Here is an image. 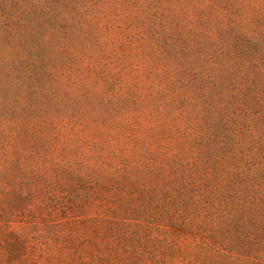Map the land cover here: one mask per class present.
I'll list each match as a JSON object with an SVG mask.
<instances>
[{"label": "trees", "instance_id": "1", "mask_svg": "<svg viewBox=\"0 0 264 264\" xmlns=\"http://www.w3.org/2000/svg\"><path fill=\"white\" fill-rule=\"evenodd\" d=\"M221 1L224 4L219 8ZM235 3L236 0H0V10L11 11L0 18V84L4 85L0 106L2 101L13 100L17 111L27 113L24 117L39 119L54 109L66 120L82 116L101 121L108 135L102 139V134L91 131V146L69 155L79 168L87 164L82 169L85 180L95 184L120 181V189L125 192L142 188L143 194L137 197L139 204L122 198L117 203L121 206L117 208L116 221L128 229L193 231L191 220L177 226L171 217L161 219L140 210L152 199V191L159 186L155 183L177 185L171 189L180 193L176 191L170 198L177 202L176 208L179 201H186L181 193L184 186L193 181L207 183L211 177L201 180L202 172L196 171V163L185 159L205 154L209 159L201 166L213 168L216 162L236 158V137L253 117L251 113L264 111V7L259 17L253 7L245 12ZM53 13L66 24L64 31ZM22 19L28 24L20 22ZM78 27L82 31L79 34ZM111 33H116V38ZM69 34L79 44L75 47L77 57L90 59L87 73L99 75L97 86L91 85L89 76L71 82L76 92H71L73 88L61 90L60 74H54L52 68L61 51H65L60 54L62 61L64 56L69 59ZM81 39L86 43L80 44ZM103 57L114 68L134 64L137 74L118 73L112 78L103 68ZM255 69L262 74H249ZM13 74L23 85L20 91L11 88V81L7 83ZM37 100H44L48 106L40 114L30 106ZM59 103L65 107L56 108ZM76 103L78 109L74 110ZM21 120L25 121L18 119ZM6 145L0 138V153ZM86 152L87 160L80 161ZM190 169L189 176L168 182L171 172ZM10 170H16V164L9 159L0 166V173ZM147 190L151 192L144 196ZM227 190L220 186L218 197L228 196ZM193 210L190 216L200 215L198 209ZM226 213L223 214L227 216ZM135 215L140 218H133ZM221 215L216 212L215 220ZM102 218L98 213L89 221L99 223Z\"/></svg>", "mask_w": 264, "mask_h": 264}, {"label": "rangeland", "instance_id": "2", "mask_svg": "<svg viewBox=\"0 0 264 264\" xmlns=\"http://www.w3.org/2000/svg\"><path fill=\"white\" fill-rule=\"evenodd\" d=\"M223 4L221 1L219 8ZM235 6L245 12L253 7L260 17L264 0H236ZM9 13V10H0V18ZM53 16L64 31L66 24L55 13ZM20 22L28 24L23 19ZM79 31L78 27V34ZM111 34L116 38V33ZM73 37L69 34L66 38L70 44L69 59L64 56L62 61L60 54L65 51H61L52 72L60 74L61 90L73 88L71 92H76L70 85L73 80L79 82L91 76V85L97 86L100 77L87 73L90 59L77 57L75 47L79 44ZM79 43L86 42L81 39ZM102 61L105 72L112 78L118 73L137 74L134 64L114 68L113 64H106L104 57ZM249 74L262 73L255 69ZM13 75L7 83L11 81V88L22 90L17 74ZM261 85L264 86V80ZM2 87L0 84V93ZM41 87L42 83L36 88ZM105 90L111 92L110 88ZM43 101L30 105L34 112H44L48 106ZM64 107L59 103L56 108ZM17 108L13 100L2 101L0 106V138L7 143L0 153L5 155L0 159V166L9 159L16 164V170L0 173V264H264V111L251 113L253 117L236 137L239 144L236 158L216 162L213 168L201 166L209 159L205 154L185 159L196 163V171L202 172L201 180L208 177L211 180L208 184L193 181L184 186L181 193L187 200L179 201L177 208V202L170 200L179 192L171 189L177 185L155 183L159 186L152 191L149 204L140 211L161 219L171 217L177 226H182L183 220H191L195 225L193 231L173 232L121 226L116 221L117 208L121 206L117 203L124 199L139 204L137 197L143 194L142 188L138 186L125 192L120 189L123 188L120 181L95 184L93 180H85L82 169L87 164L79 168V163L69 155L91 146V131L102 134L100 138L104 139L108 135L104 132L105 124L87 117L84 121L82 116L66 120L55 114L54 109L48 111V117L45 114L35 119L24 117L27 113L21 114ZM72 108L77 110L78 103ZM5 116L7 119H3ZM19 118L25 121H18ZM103 149L102 145L99 151ZM87 154L80 161L85 162ZM91 170L93 167L87 172ZM190 171H173L168 182L185 178ZM220 186L228 189V196L218 197ZM150 192L147 190L144 196ZM193 209H198L200 215L190 216ZM174 210L176 213H171ZM181 212L187 216H181ZM216 212L222 214L219 220H215ZM98 213L104 217L101 222L89 221L90 216Z\"/></svg>", "mask_w": 264, "mask_h": 264}]
</instances>
